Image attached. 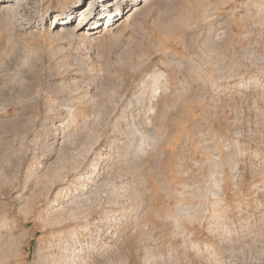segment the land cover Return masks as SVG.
<instances>
[{
    "label": "rangeland",
    "instance_id": "374dc122",
    "mask_svg": "<svg viewBox=\"0 0 264 264\" xmlns=\"http://www.w3.org/2000/svg\"><path fill=\"white\" fill-rule=\"evenodd\" d=\"M103 1L0 8V264H264V0Z\"/></svg>",
    "mask_w": 264,
    "mask_h": 264
},
{
    "label": "bare ground",
    "instance_id": "6f19581e",
    "mask_svg": "<svg viewBox=\"0 0 264 264\" xmlns=\"http://www.w3.org/2000/svg\"><path fill=\"white\" fill-rule=\"evenodd\" d=\"M22 1L23 0H13V4H15V6L16 5H18V3L19 4H21L22 3ZM91 0H87V2H89V3H91L90 2ZM136 1L137 0H112V3L111 4H109V6L107 5V4H105V0L103 1V4H105V7H109V10H106V12H107V14H110L111 13V11H113L114 9H124L125 8V6L127 7L128 5L127 4H131V3H133V4H136ZM142 1H148V0H141V2L140 3H142ZM3 3H5V0H0V8H5V7H8L7 6V4H3ZM126 4V5H125ZM12 6V5H11ZM139 6V5H138ZM138 6H134L130 11H133L134 9H137L138 8ZM13 7V6H12ZM18 9V8H17ZM5 10V9H4ZM72 11V10H71ZM85 11H87V5L85 6V7H83L80 11H79V17H81L84 13H85ZM130 11H128V12H130ZM31 13V12H30ZM72 14H73V12H69V14L67 13V14H65V15H63V17L62 18H60L61 20H63L62 22H60V19H59V22L60 23H62V25H63V29L64 30H68L69 28H71V26L73 25V24H71V25H69L70 23H71V19H72ZM125 14V12H124V10H123V12H122V17H123V15ZM117 15V14H116ZM110 18H111V16H109ZM88 18H89V16H88ZM90 19V18H89ZM123 19V18H122ZM93 21H95V19H90L89 21H88V24L89 23H91L92 24V22ZM57 22L58 21H56V24H57ZM87 24V25H88ZM110 25H111V22L109 23ZM110 27V26H109ZM94 29H96L95 28V22L93 23V25L91 26V28H90V30H88V31H90L91 32V30H92V32L94 31ZM76 31H80V32H83V27L82 26H78V27H75V28H72V32H76ZM89 33V32H88ZM87 33V34H88Z\"/></svg>",
    "mask_w": 264,
    "mask_h": 264
}]
</instances>
